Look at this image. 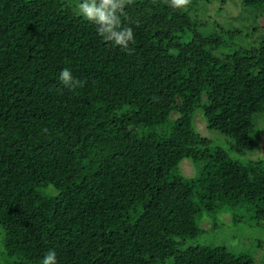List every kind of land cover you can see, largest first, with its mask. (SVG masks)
Masks as SVG:
<instances>
[{
  "label": "trees",
  "instance_id": "trees-1",
  "mask_svg": "<svg viewBox=\"0 0 264 264\" xmlns=\"http://www.w3.org/2000/svg\"><path fill=\"white\" fill-rule=\"evenodd\" d=\"M75 3L0 0V264H250L189 241L219 209L264 225V0H133L128 49Z\"/></svg>",
  "mask_w": 264,
  "mask_h": 264
},
{
  "label": "rangeland",
  "instance_id": "rangeland-1",
  "mask_svg": "<svg viewBox=\"0 0 264 264\" xmlns=\"http://www.w3.org/2000/svg\"><path fill=\"white\" fill-rule=\"evenodd\" d=\"M217 3L208 6L209 14L215 15ZM226 11L219 16H233L239 11V4L229 2L225 5ZM260 25L264 27V16L260 19ZM196 130L218 144H223L224 137L216 130L207 129L206 123L198 111L194 116ZM259 148L252 155H264V132L259 137ZM180 173L186 177L195 174L194 165L189 159H183L179 163ZM199 227L203 232L191 243L204 244L207 242L221 243L234 253H241L251 258L250 264H264V225L251 217L247 208L219 209L215 212L202 213L199 219Z\"/></svg>",
  "mask_w": 264,
  "mask_h": 264
},
{
  "label": "clouds",
  "instance_id": "clouds-1",
  "mask_svg": "<svg viewBox=\"0 0 264 264\" xmlns=\"http://www.w3.org/2000/svg\"><path fill=\"white\" fill-rule=\"evenodd\" d=\"M168 7L186 8L190 0H164ZM133 0H76L75 9L79 17L96 26L97 35L105 42L121 49H128L134 40L133 28L124 23L127 17L125 9ZM59 82L68 88L83 86V82L74 78L70 69L64 68L58 73ZM57 254L49 249L41 259V264H57Z\"/></svg>",
  "mask_w": 264,
  "mask_h": 264
}]
</instances>
